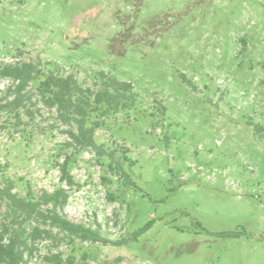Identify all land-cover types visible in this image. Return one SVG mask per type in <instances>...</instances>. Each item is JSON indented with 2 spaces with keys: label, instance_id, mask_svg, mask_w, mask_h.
Instances as JSON below:
<instances>
[{
  "label": "rangeland",
  "instance_id": "1",
  "mask_svg": "<svg viewBox=\"0 0 264 264\" xmlns=\"http://www.w3.org/2000/svg\"><path fill=\"white\" fill-rule=\"evenodd\" d=\"M123 34L119 56L109 45ZM32 61L89 87L104 71L137 95L96 133L129 149L117 159L135 187L114 176L106 187L91 151L72 168L68 219L127 241L85 244L88 264H264V0H0V63ZM12 85L0 78V98ZM55 117L42 109L16 128L0 113L1 186L68 189L57 162L69 127ZM51 246L40 243L30 264Z\"/></svg>",
  "mask_w": 264,
  "mask_h": 264
},
{
  "label": "trees",
  "instance_id": "2",
  "mask_svg": "<svg viewBox=\"0 0 264 264\" xmlns=\"http://www.w3.org/2000/svg\"><path fill=\"white\" fill-rule=\"evenodd\" d=\"M128 42L129 36L119 35L110 41L109 49L113 54L122 56L126 53ZM0 78L13 82L5 96L0 98V113L4 112L16 120V128L23 125V115L34 122L36 113H41L42 109L54 111L55 119L69 127L64 132L68 136L63 146L64 160L57 162L60 183L68 189L60 186L53 192L45 190L35 194L28 185L26 195L21 196L14 191V180L5 178L3 186L0 185V264H30L39 252L38 245L46 241L58 251L55 253L50 249L41 256L44 264H88L94 257L86 250L85 244L119 247L127 243L126 240L114 241L105 237L101 224L92 227L69 220L66 207L70 199L69 191L78 185L72 168L77 158L86 151L93 152L97 163L106 166L109 175L102 177L106 187L114 184L110 176L120 181L123 187H135L122 162L117 159L118 153H122L128 161L129 149L110 150L96 141V133L106 126L107 119L135 106L137 95L133 85L100 71L95 86H85L75 75L63 76L52 70L45 71L41 61L0 63ZM256 131L262 133L264 128L257 126ZM2 168L0 164V170ZM110 195L114 201L118 199ZM151 225L149 223L137 231L135 239ZM62 246L71 248V253L65 256L59 251ZM78 251L81 252L80 263L76 258Z\"/></svg>",
  "mask_w": 264,
  "mask_h": 264
}]
</instances>
